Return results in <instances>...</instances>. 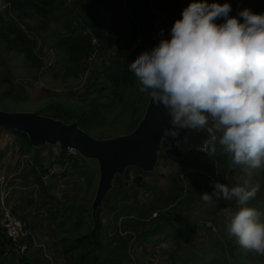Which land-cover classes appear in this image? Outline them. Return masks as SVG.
Segmentation results:
<instances>
[{
	"label": "rangeland",
	"instance_id": "obj_1",
	"mask_svg": "<svg viewBox=\"0 0 264 264\" xmlns=\"http://www.w3.org/2000/svg\"><path fill=\"white\" fill-rule=\"evenodd\" d=\"M230 5L234 7L236 3ZM0 10L4 12V8ZM69 12L76 15L67 6L63 10L64 16L52 22L47 32L41 33H47L46 40L64 34L68 22L76 27L77 21L70 19ZM231 12L237 18L238 11L232 9ZM258 14L264 12L259 11ZM240 21L243 22L242 17ZM33 24L36 28L42 25L37 20ZM100 24L106 37L103 33L104 41L97 39L96 53L79 67L80 76L77 78L58 73L52 79L51 74L31 71L21 56L2 49L0 43V103L5 105V110H0L42 115L47 104H66L70 112L84 114L88 118L94 116L97 128L91 132L83 130L97 139L131 134L142 120L151 95L139 91L141 84L138 79L127 85L124 92L121 88L114 89L110 81L105 88L103 76L96 77L94 83L95 73L110 68L115 54V47L105 42L110 40L112 32L109 17ZM161 25L162 21L156 27L157 34L170 39V35L161 34ZM47 62V67L64 68L63 62L54 55H50ZM27 75L34 87H26L28 93L20 97H10L7 90L11 84L3 78L9 76L20 84ZM185 128L188 129L187 137L178 143L182 157L167 155L165 150L169 145L162 143L155 170L144 173L139 168L130 167L123 175H117L95 217L92 204L100 179L97 161L85 159L74 150H66V157L71 159L67 165L61 166L56 162V158L60 157L59 146L40 149L42 163L51 167V173L43 177V181L46 186L56 182L51 195L58 200H50L36 183L37 175L31 171V155L27 152L29 148L25 137L0 128V200L33 233L34 246H28L30 259L42 257L47 261L45 256H53L59 262L52 260L50 264H68L70 255L63 254L68 243H62L60 237L87 233L94 228L99 217L102 223L100 239L104 247L101 253L109 255L118 264H179L175 251L184 253L181 248H193L200 255V264H237L239 252L234 246L240 245L238 238L227 240L214 228V220L224 217L218 205L222 196L215 195V184H224L229 188L242 186L246 180L249 185L259 184V192L247 204L240 205L236 198L226 201L233 214L241 207H252L261 213L259 219L264 222V166L246 170L245 165L233 164L232 154L219 143L222 132L216 129L210 115L204 128ZM210 134H214L216 139L211 140L206 150L204 146ZM138 176L143 178L142 182L134 184L133 180ZM204 193L212 197L211 202L201 198ZM80 216L81 226L77 225ZM61 221L64 228L59 226ZM154 231L161 234L149 237V232ZM148 240H151L149 244ZM165 251L169 252L168 255L164 254ZM242 251L244 263L264 264V255L254 253L255 256H252L250 251ZM11 254V260L7 254L9 262L20 260L17 261L14 252Z\"/></svg>",
	"mask_w": 264,
	"mask_h": 264
},
{
	"label": "clouds",
	"instance_id": "obj_2",
	"mask_svg": "<svg viewBox=\"0 0 264 264\" xmlns=\"http://www.w3.org/2000/svg\"><path fill=\"white\" fill-rule=\"evenodd\" d=\"M231 11L229 3L194 0L174 22L171 38L140 54L130 69L141 84L139 91L170 109L173 125L204 128L210 115L232 163L258 169L264 166V14L244 9L239 13L241 23L229 15ZM218 19L223 23L217 24ZM164 131L178 135L175 129ZM212 139L214 134L209 135L206 150ZM259 190V184L249 185L247 180L232 188L215 184V195L228 201L236 198L240 205ZM201 198L212 199L208 193ZM224 214L229 219L228 236L238 238L242 248L264 255L261 213L241 207L235 214L225 209Z\"/></svg>",
	"mask_w": 264,
	"mask_h": 264
},
{
	"label": "trees",
	"instance_id": "obj_3",
	"mask_svg": "<svg viewBox=\"0 0 264 264\" xmlns=\"http://www.w3.org/2000/svg\"><path fill=\"white\" fill-rule=\"evenodd\" d=\"M192 2L194 0L153 1L154 10L163 15L162 25L159 28L161 34L170 35L174 22L182 18L183 10ZM207 2L209 4L236 3L231 8L238 11L237 18L239 20L241 19L239 13L244 9H250L256 14L259 11L264 12V0H207ZM67 6L76 12V15L73 12H69L70 19L77 21L76 27H72V24L68 22L64 34L61 35L60 33L56 39L46 40L48 39L45 36L47 33L44 35L41 33L47 32L46 29H50L52 22L58 21L60 17L64 16L63 10ZM3 15H6V17ZM3 15L0 13V43L2 49L21 56L31 71L42 75L51 74L52 79L53 77H57L58 73H62L66 77L74 76L77 78L80 76L78 73L79 67L97 51V39H99V42L104 41L103 33L106 37V33L101 27L100 22L106 17H109L112 32L109 34L110 40H105V42L108 41V44L115 47V54L112 57L111 67L104 71L96 72L93 81L95 83L96 77L103 76L105 78V88L108 87L107 82L110 81L114 89L118 90L121 88L124 92L126 91L127 85H132L137 80L135 75L132 76L134 72L130 69V65L140 54L147 51V49L143 46H138L139 35L137 26L132 18L126 14L123 0H6V8ZM229 15L233 17L232 12ZM35 20L42 24L40 28L34 26L33 22ZM215 22L217 24L218 22L223 23V20L218 19ZM165 25L171 26L165 27ZM50 55H54L58 60L62 61L64 68H61L62 66L59 69H56L54 66L47 67V61ZM1 64L2 62H0ZM3 80L11 84L7 92L10 97L14 98L27 94L28 90L26 87H34L32 82H30L29 75L20 84H16L9 76L4 77ZM1 103L0 109L5 110V105L3 102ZM50 104H47L42 110L44 111L43 114H48L49 117L62 120L66 123H72V121L78 120L79 126L87 132H91L97 128L93 122V115L88 118L84 114L77 115L74 112H70L66 104L62 105L57 103L51 106ZM102 106L100 105L99 107ZM6 130L18 137H25V139H22L28 143L29 150L27 152L31 154V171L37 175L35 178L36 183L47 194L50 200H58V197L51 195V189L56 182H52L48 186L43 182V176L51 173V167H46L41 164L39 157L40 150L32 147L25 134ZM66 156V152L60 151V157L56 159V162H59L61 166L67 165L71 157L67 158ZM181 162L187 165L185 161ZM80 173L82 174V168L80 169ZM51 176L55 177L54 174ZM218 205L220 207V213L224 217H221L219 220H214V228L220 232V236L226 237L229 240L230 237L226 235L229 219L224 214V210L229 209V206L223 197L220 199ZM62 225L63 222L61 221L59 226L63 227ZM77 225H82L81 216L77 220ZM101 230L102 223L98 217L94 228L87 233H82L74 237L68 235V238L58 235L62 243H68L66 249L63 251L65 256L70 255L68 264H118L109 255L101 253V250L104 248L100 239ZM149 234V237L153 238L161 234V232L154 231L152 233L149 232ZM27 241L30 247L33 246L32 232L27 238ZM150 241L148 240L147 244ZM159 241H162L161 238ZM10 244L12 243L6 237L4 238L0 227V264H13L11 261L9 262V258L7 257V253L13 252ZM234 247L241 254L242 247L240 245ZM180 251H184V253L181 254V252L175 251L178 254L179 264H200V255L193 248H181ZM29 253L30 250L23 254V256L18 257L20 260L17 264H50L52 260L57 261L50 251L49 254L52 257H44L48 262L42 257H36L31 260ZM223 259L225 260L224 256Z\"/></svg>",
	"mask_w": 264,
	"mask_h": 264
},
{
	"label": "water",
	"instance_id": "obj_4",
	"mask_svg": "<svg viewBox=\"0 0 264 264\" xmlns=\"http://www.w3.org/2000/svg\"><path fill=\"white\" fill-rule=\"evenodd\" d=\"M123 3L126 14L137 26L138 46H144L151 51L161 39H167L156 32L163 15L154 10L152 0H123ZM0 128L25 134L33 148L59 146L62 152L74 150L85 159L97 161L100 179L92 204L94 217L103 205L117 175H123L130 167L139 168L144 173L153 172L162 143L169 145L165 150L167 155L182 157L178 143L184 141L188 133L187 128L173 125L170 109L163 104H155L152 97L136 129L131 134L116 138L97 139L84 131L77 122L66 123L33 112L0 110ZM165 129H175L178 135H166ZM142 179L138 176L133 183L140 184Z\"/></svg>",
	"mask_w": 264,
	"mask_h": 264
},
{
	"label": "built area",
	"instance_id": "obj_5",
	"mask_svg": "<svg viewBox=\"0 0 264 264\" xmlns=\"http://www.w3.org/2000/svg\"><path fill=\"white\" fill-rule=\"evenodd\" d=\"M6 0H0V6L5 7ZM214 138V137H213ZM206 145L204 146V148ZM1 201V200H0ZM2 210V228L4 230L5 237L10 244L12 251L17 257L23 256L28 250V243L26 238L29 235L26 224L14 215L12 210L4 206V202H0ZM1 249V246H0ZM12 253V252H11ZM9 253L11 260L12 254ZM8 254V253H7Z\"/></svg>",
	"mask_w": 264,
	"mask_h": 264
},
{
	"label": "crops",
	"instance_id": "obj_6",
	"mask_svg": "<svg viewBox=\"0 0 264 264\" xmlns=\"http://www.w3.org/2000/svg\"><path fill=\"white\" fill-rule=\"evenodd\" d=\"M0 13H2V15H3V12H2L1 10H0ZM49 147H52V146H46L45 149H46V148H49ZM34 149H36V148H34ZM41 149H44V148H41ZM59 149H60V148H59ZM36 150H40V149H36ZM60 151H61V150H60ZM30 155H31V154H30ZM39 157H40V162H41V164H43V163H42V159H41V150H40ZM56 159H57V158H56ZM32 164H33V163H32ZM43 165H44V164H43ZM44 166H45V165H44ZM51 175H52V174H51ZM46 176H48V174L44 175L43 177H46ZM51 177H52V176H51ZM42 179H43V178H42ZM43 182H44V181H43ZM44 184H45V182H44ZM1 211H2V210H1V208H0V227H1V229H2V233H3L4 238H5L4 230H3V228H2V215H3V214H2ZM153 241H156V240H153ZM172 242H173V240H172ZM160 243H161V242H160ZM160 243H158V244H160ZM156 245H157V244H156ZM242 249H244V248H242ZM245 250H246V249H245ZM248 251H249V250H247V252H248ZM250 252H251V255H252V256H255V254H254L255 252H253V253H252V251H250ZM168 253H169L168 251H165V252H164V254H166V255H168ZM243 257H244V254H243V251H242L241 254H239V257L237 258L236 263L238 262L237 264H247V263H244V262H243ZM18 259H19V258H17V261H18ZM18 262H19V261H18ZM18 262H14V261H13V264H17ZM250 264H252V263H250Z\"/></svg>",
	"mask_w": 264,
	"mask_h": 264
}]
</instances>
